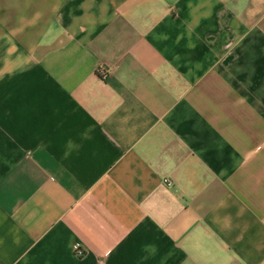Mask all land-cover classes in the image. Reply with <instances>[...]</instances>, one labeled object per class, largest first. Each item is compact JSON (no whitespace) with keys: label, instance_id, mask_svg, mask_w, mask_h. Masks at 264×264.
Returning a JSON list of instances; mask_svg holds the SVG:
<instances>
[{"label":"crops","instance_id":"1","mask_svg":"<svg viewBox=\"0 0 264 264\" xmlns=\"http://www.w3.org/2000/svg\"><path fill=\"white\" fill-rule=\"evenodd\" d=\"M0 264H264V0H0Z\"/></svg>","mask_w":264,"mask_h":264},{"label":"built area","instance_id":"2","mask_svg":"<svg viewBox=\"0 0 264 264\" xmlns=\"http://www.w3.org/2000/svg\"><path fill=\"white\" fill-rule=\"evenodd\" d=\"M75 254H76L77 256H79V257H81V256L84 255V253H83V251H82L81 249H76Z\"/></svg>","mask_w":264,"mask_h":264}]
</instances>
